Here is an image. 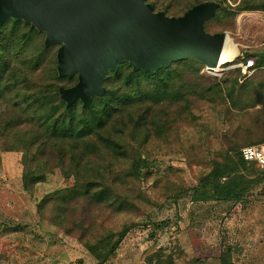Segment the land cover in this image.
Returning a JSON list of instances; mask_svg holds the SVG:
<instances>
[{"label": "rangeland", "instance_id": "374dc122", "mask_svg": "<svg viewBox=\"0 0 264 264\" xmlns=\"http://www.w3.org/2000/svg\"><path fill=\"white\" fill-rule=\"evenodd\" d=\"M163 1L174 5L169 16L183 15L187 0ZM214 1L218 10L210 30L226 32L237 52L217 70L203 63L199 74L218 83L227 96L208 101L188 95L175 105L166 103L151 111L160 123L151 140L137 149L147 175L131 179L129 162H120L126 183H117L122 193L141 196L135 200L138 208L122 214L102 210L101 219L93 225L96 230L90 237L117 230L123 223L132 224L103 264H264V181L238 201L204 199L195 192L223 151L222 135L243 122L237 112L228 114L234 105L228 93L235 81L248 85L256 99L264 97V65H260L264 0ZM253 4L261 8H247ZM4 106L0 103L1 109ZM262 107L259 102L253 111ZM5 143L7 150L0 141V264H96L81 228L73 231L70 221V231L66 230L54 204L44 214L38 210L44 195L72 186L75 175H64L56 168L28 190L23 183V152L12 148L13 138ZM249 146H264V142ZM97 213L90 217L92 223Z\"/></svg>", "mask_w": 264, "mask_h": 264}, {"label": "trees", "instance_id": "16d2710c", "mask_svg": "<svg viewBox=\"0 0 264 264\" xmlns=\"http://www.w3.org/2000/svg\"><path fill=\"white\" fill-rule=\"evenodd\" d=\"M204 1L214 0H187L184 13ZM146 2L155 11L162 8L166 15L174 11V5L163 0ZM216 11L204 22L210 33ZM45 39V31L22 19L8 18L0 26V103L5 105L0 108V141L7 150L5 142L13 138L12 148L23 152V183L28 190L56 168L64 175H75L72 186L44 195L38 210L44 214L45 208L54 204L64 220L60 219V224L68 231L70 221L73 231L81 228L85 246L96 264H103L115 253L132 224L123 223L117 230L108 229L90 237L96 230L93 225L98 224L102 210L122 214L138 208L135 200L141 196L122 193L117 183H126L120 162H129L127 174L131 179L147 175L146 163L137 149L151 140L160 123L151 111L166 103L175 105L188 95L208 101L227 95L218 83L199 74L203 62L188 57L156 71L135 70L123 61L116 71L108 72L104 93L93 96L89 106H84L81 99L68 104L61 98L60 88L74 86L78 73L72 77L59 75L60 43L46 45ZM51 51L52 59L46 65ZM260 65H264V54ZM228 94L234 104L228 114L237 112L243 122L222 135L223 151L214 160L211 173L204 177L202 188L195 189L196 196L204 199L238 201L264 181V169L241 155L243 147L264 142V97L256 99L257 94L249 91L248 85L236 81ZM259 102L263 107L253 111ZM95 210L98 213L92 223L90 217Z\"/></svg>", "mask_w": 264, "mask_h": 264}, {"label": "water", "instance_id": "95a60500", "mask_svg": "<svg viewBox=\"0 0 264 264\" xmlns=\"http://www.w3.org/2000/svg\"><path fill=\"white\" fill-rule=\"evenodd\" d=\"M217 7L204 1L169 16L146 0H0V26L8 18L22 19L45 31L46 45L60 43L59 75L78 73L74 86L60 88L61 98L89 106L104 93L108 72L123 61L148 71L188 57L216 66L229 35L208 32L204 22Z\"/></svg>", "mask_w": 264, "mask_h": 264}, {"label": "built area", "instance_id": "2783aa9c", "mask_svg": "<svg viewBox=\"0 0 264 264\" xmlns=\"http://www.w3.org/2000/svg\"><path fill=\"white\" fill-rule=\"evenodd\" d=\"M245 160L255 161L258 166L264 168V146H246L241 150Z\"/></svg>", "mask_w": 264, "mask_h": 264}, {"label": "bare ground", "instance_id": "6f19581e", "mask_svg": "<svg viewBox=\"0 0 264 264\" xmlns=\"http://www.w3.org/2000/svg\"><path fill=\"white\" fill-rule=\"evenodd\" d=\"M237 52L236 44L233 42L230 36L225 37L222 52L219 58V62L216 66L209 67L211 70H217L218 66L222 63L234 59Z\"/></svg>", "mask_w": 264, "mask_h": 264}]
</instances>
